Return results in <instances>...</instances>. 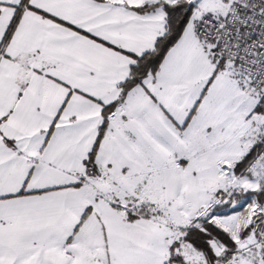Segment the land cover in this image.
<instances>
[{
    "label": "snow or ice",
    "instance_id": "6c2138e0",
    "mask_svg": "<svg viewBox=\"0 0 264 264\" xmlns=\"http://www.w3.org/2000/svg\"><path fill=\"white\" fill-rule=\"evenodd\" d=\"M0 264H264V0H0Z\"/></svg>",
    "mask_w": 264,
    "mask_h": 264
}]
</instances>
